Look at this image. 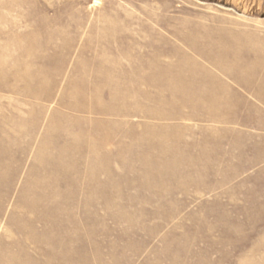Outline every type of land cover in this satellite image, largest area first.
I'll return each mask as SVG.
<instances>
[{"label": "rangeland", "instance_id": "374dc122", "mask_svg": "<svg viewBox=\"0 0 264 264\" xmlns=\"http://www.w3.org/2000/svg\"><path fill=\"white\" fill-rule=\"evenodd\" d=\"M0 264H264V0H0Z\"/></svg>", "mask_w": 264, "mask_h": 264}]
</instances>
